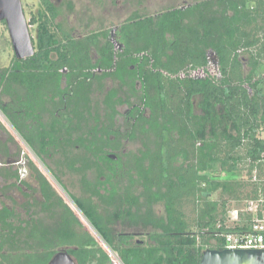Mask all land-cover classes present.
<instances>
[{
  "label": "trees",
  "instance_id": "16d2710c",
  "mask_svg": "<svg viewBox=\"0 0 264 264\" xmlns=\"http://www.w3.org/2000/svg\"><path fill=\"white\" fill-rule=\"evenodd\" d=\"M59 15L51 0H39L28 22L34 55L18 61L13 54L0 69V113L59 185L61 169L77 177L73 205L123 264H200L205 249H221L222 233L248 228L253 215L243 210L227 224L230 203L256 198L264 182V0L134 12L114 37L106 29L75 37ZM209 53L218 73L190 77L209 67ZM125 142L139 144L137 152H124ZM0 157L12 158L7 141ZM25 160L40 200L26 203L27 211L37 208L27 220L1 206L0 264H48L61 250L77 264H111ZM0 177L21 179L20 170L2 166ZM158 204L164 216L155 214ZM118 222L151 227L156 245L129 243L131 235L115 231Z\"/></svg>",
  "mask_w": 264,
  "mask_h": 264
},
{
  "label": "rangeland",
  "instance_id": "374dc122",
  "mask_svg": "<svg viewBox=\"0 0 264 264\" xmlns=\"http://www.w3.org/2000/svg\"><path fill=\"white\" fill-rule=\"evenodd\" d=\"M200 0H51V2L59 8V17L56 22L60 23L64 28L70 29L75 37H80L89 31H97L100 29L112 30V37L114 29L121 24L128 16L136 12L140 15H155L162 11L181 8L189 6L193 3H196ZM23 11L27 22L35 14L39 8V0H21ZM67 3H71L73 6L72 10L67 8ZM30 33L35 41L36 33L35 26L29 27ZM13 56V50L11 42L9 39V34L6 28V25L0 22V69L8 66L11 58ZM211 59L213 56H210ZM214 59V58H213ZM212 61L214 62V60ZM242 61L244 63V74L248 73V67L245 64L246 58L243 57ZM210 65L209 70L216 74L214 64ZM113 86L112 82L107 80L105 82L106 89H109ZM100 95L98 93L94 94V100L99 102ZM7 101V99L3 98ZM126 110L125 106L118 108V111L124 113ZM196 113H199V110H196ZM0 123L4 127L0 129V141H7L8 148L12 158L4 164V159L0 157V167L10 168L11 171H19L21 179L10 180L0 177V208L5 205L11 210L14 211L18 220H27L30 216L37 211V208H31L29 211L25 209L27 202L34 204L35 201L40 200V194L37 191L36 181L29 176V173H22L23 171L28 170L26 168V160H31L41 173L47 178L49 183L52 185L56 193L60 196L65 204L73 211L76 217L82 222L85 229L95 238L100 247L109 253V250L97 232L91 228V226L85 221L84 217L78 211V209L73 205L70 195H80V187L77 181V177L74 175L68 174L65 170H62L61 179L64 183V188L58 184L53 175L48 171L43 164L35 157V155L29 150L26 144L21 140L17 133L12 129L8 124L6 119L0 113ZM124 152H137L139 144L125 142L123 144ZM19 154L20 160H25V165H20L18 162H14V158ZM108 154H116L115 151L108 150ZM25 157V158H23ZM22 162V161H21ZM49 166L54 169V164L52 161H49ZM26 168V170H25ZM56 172L58 169H54ZM22 171V172H21ZM59 174V172H58ZM90 178H93L94 175L90 174ZM248 176L243 177V181L247 182ZM21 181H25L30 185L27 188V185L22 184ZM70 194V195H69ZM214 197V196H213ZM215 198V197H214ZM230 211L228 213L229 220L227 224L229 226L234 225V220L236 219V211H242L245 207V202H233L230 203ZM155 214L158 216H164V207L161 204H158L154 207ZM185 218L190 223L193 217L192 207L187 205L184 209ZM116 232L129 234L132 236L133 243H142L146 241L148 233L154 232V229L151 227H134L128 224H122L120 222L114 225ZM108 250V251H107ZM111 256V254H110ZM115 258V256H114ZM120 264L119 260H117Z\"/></svg>",
  "mask_w": 264,
  "mask_h": 264
},
{
  "label": "water",
  "instance_id": "95a60500",
  "mask_svg": "<svg viewBox=\"0 0 264 264\" xmlns=\"http://www.w3.org/2000/svg\"><path fill=\"white\" fill-rule=\"evenodd\" d=\"M0 22H4L6 25L15 59L21 61L31 58L35 53V48L21 0H0ZM210 56L209 53V65H212L213 61ZM213 64L216 73H218L216 58ZM110 157L115 158L113 155ZM48 264L77 263L66 250H61L53 256ZM200 264H264V252L250 249L207 248L202 252Z\"/></svg>",
  "mask_w": 264,
  "mask_h": 264
},
{
  "label": "built area",
  "instance_id": "2783aa9c",
  "mask_svg": "<svg viewBox=\"0 0 264 264\" xmlns=\"http://www.w3.org/2000/svg\"><path fill=\"white\" fill-rule=\"evenodd\" d=\"M210 65L206 69H200L190 74V77H207L214 76L213 72L209 70ZM264 77V74H263ZM22 161V162H21ZM20 165H25V160H20L18 162ZM22 172V171H21ZM22 173H26L23 171ZM246 212L252 213L253 219L250 222L248 228L242 232H225L221 234V249L237 250V249H250V250H262L264 252V182L259 189V193L256 198L245 202L244 210ZM215 244V242H212ZM107 246V245H106ZM109 253L106 252L110 258L111 264H123L116 253L112 252L107 246ZM107 250V251H108ZM115 256V258H114Z\"/></svg>",
  "mask_w": 264,
  "mask_h": 264
},
{
  "label": "crops",
  "instance_id": "0c3cea01",
  "mask_svg": "<svg viewBox=\"0 0 264 264\" xmlns=\"http://www.w3.org/2000/svg\"><path fill=\"white\" fill-rule=\"evenodd\" d=\"M249 71V70H248ZM243 76H245V74H244V65H243ZM108 90V89H107ZM3 142H5V141H3ZM8 143L9 142H7V145H8ZM52 169V168H51ZM54 169H55V167H54ZM53 169V170H54ZM152 233V232H151ZM147 239H146V241L144 242H142L144 245H148V246H151V247H154L155 245H156V242H154V241H152L150 238H149V235H147V237H146ZM129 243H131V244H135V243H133V240H131V241H129ZM139 244V243H138ZM158 257V256H157ZM152 262H153V260H152ZM152 262H151V264H152Z\"/></svg>",
  "mask_w": 264,
  "mask_h": 264
},
{
  "label": "flooded vegetation",
  "instance_id": "af4514ba",
  "mask_svg": "<svg viewBox=\"0 0 264 264\" xmlns=\"http://www.w3.org/2000/svg\"><path fill=\"white\" fill-rule=\"evenodd\" d=\"M112 34V33H111Z\"/></svg>",
  "mask_w": 264,
  "mask_h": 264
}]
</instances>
